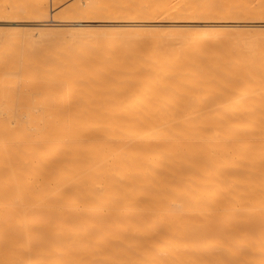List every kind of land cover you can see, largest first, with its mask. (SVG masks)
Masks as SVG:
<instances>
[{
    "label": "bare ground",
    "instance_id": "6f19581e",
    "mask_svg": "<svg viewBox=\"0 0 264 264\" xmlns=\"http://www.w3.org/2000/svg\"><path fill=\"white\" fill-rule=\"evenodd\" d=\"M186 44L190 94L207 98L131 100L126 84L111 100L36 102L32 83V107L1 101L0 264H264V99L233 98L247 80L264 87V57L234 71L227 44Z\"/></svg>",
    "mask_w": 264,
    "mask_h": 264
},
{
    "label": "rangeland",
    "instance_id": "374dc122",
    "mask_svg": "<svg viewBox=\"0 0 264 264\" xmlns=\"http://www.w3.org/2000/svg\"><path fill=\"white\" fill-rule=\"evenodd\" d=\"M4 1L0 0V17L27 21L21 26L0 24V104L9 100L12 107L17 99L30 97L32 83L43 92L31 96L36 102L81 93L86 100L106 101L119 98L116 94L126 84L133 86L125 96L131 100L207 98L190 94L197 80L192 67L180 66L187 57L186 41L227 44L224 51L233 54L227 64L234 71L250 67L245 63L248 59L264 57V0H11L9 8ZM39 21L48 24L40 26ZM77 22L81 25H72ZM190 22L197 26H189ZM234 22L258 27L222 25ZM37 53L47 58L41 68H37ZM86 56H95L99 66L80 64ZM31 59L36 63L30 64ZM157 60L164 64L148 75L146 69ZM73 61L78 62L77 69H72ZM103 65L118 67L103 73L98 69ZM253 73L257 72H245ZM146 76L152 78L146 80ZM92 77L96 80L88 82ZM246 83L233 98H257L252 92H262L264 99V87ZM54 86L55 95L50 94ZM222 90L218 85L212 93ZM33 101L24 103L32 107Z\"/></svg>",
    "mask_w": 264,
    "mask_h": 264
}]
</instances>
